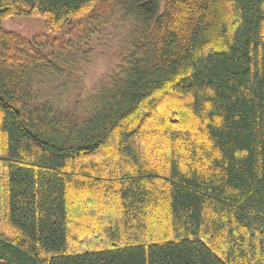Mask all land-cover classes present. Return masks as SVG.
Wrapping results in <instances>:
<instances>
[{
  "label": "trees",
  "instance_id": "1",
  "mask_svg": "<svg viewBox=\"0 0 264 264\" xmlns=\"http://www.w3.org/2000/svg\"><path fill=\"white\" fill-rule=\"evenodd\" d=\"M0 264H264V0H0Z\"/></svg>",
  "mask_w": 264,
  "mask_h": 264
},
{
  "label": "rangeland",
  "instance_id": "2",
  "mask_svg": "<svg viewBox=\"0 0 264 264\" xmlns=\"http://www.w3.org/2000/svg\"><path fill=\"white\" fill-rule=\"evenodd\" d=\"M37 26L35 21L25 19L6 23L8 30L23 32H28L29 29ZM83 47L84 55L81 57L80 71L75 72L77 79H74L75 82L73 81L72 88L67 94H63L65 103L69 101L74 103L78 96L83 99L86 94L89 95L117 70L121 62V39L115 33H107L106 36L92 40L89 45L90 49L87 48V54L86 42L83 43ZM55 84V80L49 82L51 89L55 87Z\"/></svg>",
  "mask_w": 264,
  "mask_h": 264
}]
</instances>
